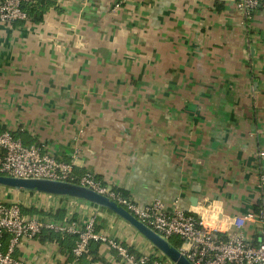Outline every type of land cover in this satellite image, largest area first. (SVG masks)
<instances>
[{"label":"crops","instance_id":"crops-1","mask_svg":"<svg viewBox=\"0 0 264 264\" xmlns=\"http://www.w3.org/2000/svg\"><path fill=\"white\" fill-rule=\"evenodd\" d=\"M56 2L39 24L0 25V129L140 205L178 202L209 223L256 211L264 7L246 18L236 0ZM0 203L80 226L94 219L98 234L153 252L129 223L87 201L0 186ZM243 232L256 238L251 225ZM48 234L21 240L14 257L74 262L77 236ZM99 257L107 263L85 255L76 264H126L107 244Z\"/></svg>","mask_w":264,"mask_h":264},{"label":"built area","instance_id":"built-area-1","mask_svg":"<svg viewBox=\"0 0 264 264\" xmlns=\"http://www.w3.org/2000/svg\"><path fill=\"white\" fill-rule=\"evenodd\" d=\"M37 0H0V25L26 22L28 17L22 9L24 3ZM264 0H236V8L250 18ZM258 156L264 159V151ZM0 174L22 179H45L74 183L107 196L130 212L137 220L163 238H180L178 249L192 264H264V172L258 177L260 201L253 213L233 217L228 222L209 223L203 217L184 211L175 202L169 208L156 200L140 205L121 192L103 185L90 173L82 177L74 174V162L55 158L40 146L27 147L7 130L0 129ZM254 227L256 238L249 239L243 229ZM72 234L77 236L73 251L76 264L88 250L91 242H101L116 250L126 264H145L148 255L137 261L126 247L96 232L95 220L84 225L74 221L49 220L39 216H26L19 204L0 203V264H27L14 257V250L22 239H34L42 232ZM9 236V245L4 249L3 240ZM155 264H164L157 260Z\"/></svg>","mask_w":264,"mask_h":264},{"label":"water","instance_id":"water-1","mask_svg":"<svg viewBox=\"0 0 264 264\" xmlns=\"http://www.w3.org/2000/svg\"><path fill=\"white\" fill-rule=\"evenodd\" d=\"M0 186L18 191H36L44 194L81 199L105 208L129 223L141 235L161 250L174 264H192L169 240L137 220L125 208L96 191L74 183L45 179H22L0 175Z\"/></svg>","mask_w":264,"mask_h":264},{"label":"trees","instance_id":"trees-1","mask_svg":"<svg viewBox=\"0 0 264 264\" xmlns=\"http://www.w3.org/2000/svg\"><path fill=\"white\" fill-rule=\"evenodd\" d=\"M56 4H57L56 0H37V1L33 2V3H24L22 5V9L26 12L27 17H28V21H30V22H32L34 24H39V23H41L44 20V16L46 15V13L51 8H54L56 6ZM114 190L121 192L124 196L127 197L126 192L121 191L119 189H114ZM63 235L64 236H68L65 233ZM61 237H62L61 234L49 232L47 239H49V240H57V241L59 240L60 241ZM70 237L74 238L73 236H70ZM169 241L172 244V246H174L177 249H179L181 247L182 243H183V241L181 239L177 238V237L171 238ZM101 245H102L101 242H91L89 244V246H88V250L84 253L83 256L91 255L92 256V261H94V262L98 261V260L104 261V260H102L99 257V251H100ZM124 247H126V246H124ZM126 248H127L129 254L135 255V258H136L137 261H139L144 255V254H140V253L136 252L134 249H132L130 247H126ZM74 249H75V247L73 248L72 253H73ZM114 255H115V257L118 260L124 261L120 257V255L118 254V252L116 250H114ZM157 260L158 259L156 257H154L153 255H150L148 257L147 261L145 262V264H155V262ZM104 262L107 263L106 261H104Z\"/></svg>","mask_w":264,"mask_h":264},{"label":"rangeland","instance_id":"rangeland-1","mask_svg":"<svg viewBox=\"0 0 264 264\" xmlns=\"http://www.w3.org/2000/svg\"><path fill=\"white\" fill-rule=\"evenodd\" d=\"M76 199V198H75ZM81 200V199H79ZM84 201V200H83ZM88 222V221H86ZM86 222L84 224H86ZM135 229V228H134ZM136 230V229H135ZM137 231V230H136ZM143 236V235H142ZM144 237V236H143ZM145 238V237H144ZM180 239V238H179ZM23 240V239H22ZM148 240V239H147ZM149 241V240H148ZM3 242H6L5 240H3ZM153 245V244H152ZM5 246V244H4ZM153 247V252L151 255H153L154 257H156L158 260H160L161 262H163L164 264H174V262L169 259L161 250H159L155 245L152 246ZM5 249V248H4Z\"/></svg>","mask_w":264,"mask_h":264}]
</instances>
